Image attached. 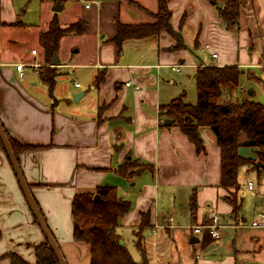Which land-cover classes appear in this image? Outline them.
I'll use <instances>...</instances> for the list:
<instances>
[{"label":"crops","instance_id":"0c3cea01","mask_svg":"<svg viewBox=\"0 0 264 264\" xmlns=\"http://www.w3.org/2000/svg\"><path fill=\"white\" fill-rule=\"evenodd\" d=\"M40 1V19L28 24L17 0H0V122L8 138L38 145L19 152V169L67 263L89 264L91 258L89 246L73 236L74 196L107 185L131 202L118 232L136 261L264 264V226H252L264 214L247 216L243 205L233 211L220 186L221 149L211 128H199L206 153L199 152L178 125H165L167 117L160 113L161 104L185 94L176 73L184 67L195 75L203 65L237 64L264 74V0H242L239 24L231 28L210 0H170V23L185 44L177 49L167 31L127 39L121 49L112 40L119 23L154 22L158 0H61L59 11L57 0ZM55 16L62 27L85 23L82 33L61 38L60 63L52 66L53 55L48 57L40 35ZM17 21L22 24H11ZM251 42L258 43L254 57ZM35 62L54 67L53 89L42 79L41 66L28 65ZM17 63L27 64L22 74ZM99 73L103 79L96 85ZM128 80L133 85H125ZM239 88L238 94L244 86ZM77 93L83 94L75 100ZM252 149L240 152L250 156ZM133 159L147 166L129 176L135 168L119 167ZM143 213H149V225L141 228ZM214 214L222 224L219 239L190 229ZM32 216L36 220L0 136V264H11L3 256L10 252L35 263V249L46 239ZM155 224L161 226L154 233ZM125 229L134 234L135 254Z\"/></svg>","mask_w":264,"mask_h":264},{"label":"trees","instance_id":"16d2710c","mask_svg":"<svg viewBox=\"0 0 264 264\" xmlns=\"http://www.w3.org/2000/svg\"><path fill=\"white\" fill-rule=\"evenodd\" d=\"M170 0H158L159 8L153 14L155 21L151 23L124 24L119 23L118 33L113 37L119 49L123 42L130 38H144L167 31L177 39L174 49L184 47L182 35L174 30L170 23ZM217 6L218 12L224 23L231 27L239 24L242 0H210ZM219 1L222 3L219 5ZM84 21L79 20L67 27H62L55 16L49 23L48 30L40 35V41L48 57L57 52L61 38L69 33H82ZM11 24H22L17 21ZM42 79L53 89L56 78L54 67H40ZM247 73L254 79L260 77L248 73L237 64L231 65H203L195 72L197 86V102L191 104L185 101L184 93L167 104L160 105L161 115L170 118L172 124L178 125L182 131L196 145L197 151L206 153V147L200 136L199 128L208 126L217 138L221 149V180L220 186L228 193L226 199L232 204L233 211L241 207V197L238 195L240 188L238 182V169L244 163L253 161L264 165V103L240 96L238 94L240 77ZM103 79V74L96 77V85ZM253 93V90H252ZM12 149L18 157L19 152L25 149L38 147V145L21 143L9 137ZM242 147L253 148L251 156H244ZM127 166H130L126 169ZM146 163L128 160L120 165L121 171L134 174L143 170ZM99 194L102 202L94 201L95 194ZM196 206L195 198L191 202ZM131 202L119 196L114 186H99L95 193H77L72 201L73 236L78 242L86 243L90 248L89 264H145L138 262L129 249L119 241L118 232L121 218L130 210ZM149 213H143L141 228L149 225ZM52 233V232H51ZM54 237V236H53ZM138 246L145 257V251L140 242ZM36 261L33 264H60L58 257L50 243L37 245L35 249ZM3 256L11 259V264H32L18 253L10 252Z\"/></svg>","mask_w":264,"mask_h":264},{"label":"rangeland","instance_id":"374dc122","mask_svg":"<svg viewBox=\"0 0 264 264\" xmlns=\"http://www.w3.org/2000/svg\"><path fill=\"white\" fill-rule=\"evenodd\" d=\"M19 5H21L22 9V20L27 22L28 24L36 23L40 19L39 11H40V0H17ZM254 46V50L252 51V57H254V54H257V46L258 43L251 42ZM255 44V45H254ZM247 68V67H246ZM254 70L253 72L256 75L261 76L263 74V71L260 68L252 67ZM182 72L177 74H180L181 80L184 82V89L185 90V101L191 104H195L197 102V86L196 82L194 80V73L192 69L189 68H182ZM250 73L251 71H247ZM251 72L253 75L254 73ZM263 77H260L261 79H254L251 76H249L247 73H243L241 75L240 79V85L244 86V90L240 91V96L248 97L253 100H257L264 103V74ZM77 81L84 83V81L77 77ZM248 90H254V94L249 95ZM184 92V91H183ZM250 154L249 152L247 155ZM252 157V153L250 155ZM252 181L255 185L254 189L248 188V182ZM238 182L240 185V188L238 190V195L241 197V205H243V211L248 216H254L255 214L263 213L264 214V165H261L260 162L253 161L251 163H244L242 164L238 169ZM30 207V206H29ZM32 211V209L30 208ZM32 215H34V212L32 211ZM35 216V215H34ZM257 216V215H256ZM258 217V216H257ZM256 217V218H257ZM264 217V216H262ZM261 218V217H259ZM32 221L37 225V227L43 231L40 224L37 220H34V217L32 216ZM68 226V223H65L63 226H60V228H66ZM124 236L128 238L129 248L133 250L134 254L135 251L133 249L132 245V239L135 238L134 234L131 230L125 229V232H123ZM133 234V237H132ZM45 236V234H44ZM46 239V237H45Z\"/></svg>","mask_w":264,"mask_h":264},{"label":"water","instance_id":"95a60500","mask_svg":"<svg viewBox=\"0 0 264 264\" xmlns=\"http://www.w3.org/2000/svg\"><path fill=\"white\" fill-rule=\"evenodd\" d=\"M219 5H221L222 3L219 1L218 3ZM62 9V6H61V0H57L56 2V5L54 6V10L56 11H59ZM60 63V60L58 58V55L57 53H53V56L51 57L50 59V65L52 66H55V65H58ZM249 92V95H251V90L248 91ZM80 94L82 95L83 93H77V94H74L73 95V98L75 100H78L79 97H80ZM172 123V120L170 118H166L165 121H164V124L165 125H170ZM0 136H1V139H2V142L4 144V147L7 151V153L9 154L10 156V159H11V162H12V165H13V168L15 170V173L18 177V180L19 182L21 183L23 189H24V194H25V197H26V200L30 206V208L32 209V211L34 212V215H35V218L36 220L38 221V223L40 224L41 228L43 229V232L45 234V237H46V240L50 243L52 249L54 250L56 256L58 257V260L60 262V264H68L58 243L56 242V240L54 239L50 229L48 228V226L46 225L45 221H44V218L42 217L41 215V212L38 208V205L36 204L35 200L33 199L32 195H31V192H30V188H29V185L28 183L26 182V180L24 179L20 169H19V163H18V160L16 158V155L12 149V146L10 144V141H9V138L3 128V125L2 123L0 122ZM94 201H100L102 202L103 199L100 197L99 194H95L94 197H93ZM121 244L124 243L123 239H120L119 241Z\"/></svg>","mask_w":264,"mask_h":264},{"label":"built area","instance_id":"2783aa9c","mask_svg":"<svg viewBox=\"0 0 264 264\" xmlns=\"http://www.w3.org/2000/svg\"><path fill=\"white\" fill-rule=\"evenodd\" d=\"M86 7H90V1L86 2ZM205 47L209 48V45L207 44L205 45ZM32 52L36 53V50H33ZM217 55L218 54L216 52H212V57L216 58ZM26 65H27L26 63H17L16 64L17 70L22 74ZM28 65L33 66L35 68H38L39 66H41L40 63H37V62L28 63ZM174 68L176 70H180L179 66H175ZM76 85L79 86L80 83L77 82ZM125 85L127 86L133 85V81L128 80L125 82ZM135 87L139 88L140 85L136 84ZM248 188L254 189V183L252 181L248 182ZM167 217L171 219L170 215H167ZM160 226L161 225L159 224H155L154 233L156 232V229ZM221 226L222 224L220 221V216L218 214H214L213 216H211V218L207 222L191 225L190 229L193 230V232L195 233H202V232L207 231L209 236L216 240V239H219L221 236V232H220ZM252 226H264V217L254 220L252 222Z\"/></svg>","mask_w":264,"mask_h":264}]
</instances>
